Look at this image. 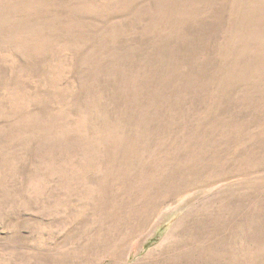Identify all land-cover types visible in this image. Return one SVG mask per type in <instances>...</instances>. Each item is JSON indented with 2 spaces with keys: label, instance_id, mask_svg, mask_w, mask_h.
Masks as SVG:
<instances>
[{
  "label": "rangeland",
  "instance_id": "rangeland-1",
  "mask_svg": "<svg viewBox=\"0 0 264 264\" xmlns=\"http://www.w3.org/2000/svg\"><path fill=\"white\" fill-rule=\"evenodd\" d=\"M0 264H264V0H0Z\"/></svg>",
  "mask_w": 264,
  "mask_h": 264
}]
</instances>
